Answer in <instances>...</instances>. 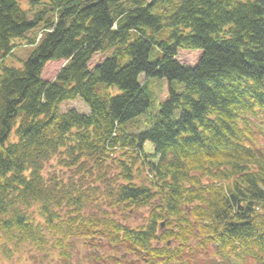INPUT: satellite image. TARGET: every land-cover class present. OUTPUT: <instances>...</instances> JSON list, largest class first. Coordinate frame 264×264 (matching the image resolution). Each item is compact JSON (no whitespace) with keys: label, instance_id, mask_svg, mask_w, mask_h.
Wrapping results in <instances>:
<instances>
[{"label":"trees","instance_id":"1","mask_svg":"<svg viewBox=\"0 0 264 264\" xmlns=\"http://www.w3.org/2000/svg\"><path fill=\"white\" fill-rule=\"evenodd\" d=\"M24 1L0 0V256L264 264V0Z\"/></svg>","mask_w":264,"mask_h":264},{"label":"rangeland","instance_id":"2","mask_svg":"<svg viewBox=\"0 0 264 264\" xmlns=\"http://www.w3.org/2000/svg\"><path fill=\"white\" fill-rule=\"evenodd\" d=\"M20 3L23 7L26 6V3L24 0H20ZM32 47H27L25 48H16V50L13 52V56H11L7 62L8 64H12L14 66H21L23 61L26 60L28 55L32 52ZM161 55V52L159 49L155 46H153L152 51L150 53V61H155L157 60ZM97 55L93 58V63H97L98 60L95 58ZM177 59L179 60L180 63L186 64V65H191L193 63V58L187 54L183 53H178ZM63 62H49L43 72H42V78L45 80L51 81L54 79L55 75L59 71V69L62 67ZM139 78H141V82L145 81V78L141 75ZM151 84H153V89L151 93V103L149 108L146 111V114H154L158 110V96L159 92L162 86V82L156 78H150ZM173 87L176 88L177 90H180V85L176 82H173ZM60 112L64 113L69 109H74L79 113L82 114H88L89 113V108L85 102H83L80 98H77L76 100L73 101H67L64 102L60 105ZM146 147L150 149V145L147 143ZM146 215V210H140L136 214H131L130 218L128 219V224L131 226H137L142 223L144 220V217ZM164 228V225L161 227V229ZM1 255V254H0ZM12 262H8L7 260H4L0 256V264H12ZM16 264V263H15Z\"/></svg>","mask_w":264,"mask_h":264},{"label":"water","instance_id":"3","mask_svg":"<svg viewBox=\"0 0 264 264\" xmlns=\"http://www.w3.org/2000/svg\"><path fill=\"white\" fill-rule=\"evenodd\" d=\"M163 226V223H161V227Z\"/></svg>","mask_w":264,"mask_h":264}]
</instances>
